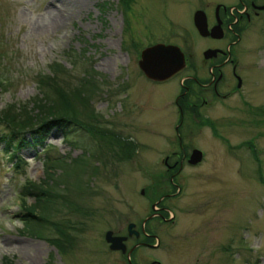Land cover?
I'll use <instances>...</instances> for the list:
<instances>
[{
  "label": "rangeland",
  "instance_id": "374dc122",
  "mask_svg": "<svg viewBox=\"0 0 264 264\" xmlns=\"http://www.w3.org/2000/svg\"><path fill=\"white\" fill-rule=\"evenodd\" d=\"M216 1L234 0H0V114L12 105L24 116L19 109L41 97L38 79L80 89L86 70L93 86L86 102L74 99L77 118L117 135L51 125L43 145L23 144L18 167L0 146V264H127L104 231L126 235L129 222L139 229L152 203L171 221L144 224L159 243L134 251L135 264H264V15L236 45L243 82L233 94L183 81L189 91L177 99V133L186 154L197 148L202 157L183 163L175 185L163 172V156L180 150L181 76L209 77L200 63L211 42L195 32L192 13L201 7L211 17ZM155 42L178 45L186 59L161 82L137 66L139 50ZM234 83L226 74L216 92ZM27 183L59 194L50 227H28L42 237L23 230V202H33ZM164 193L173 194L160 199Z\"/></svg>",
  "mask_w": 264,
  "mask_h": 264
},
{
  "label": "trees",
  "instance_id": "16d2710c",
  "mask_svg": "<svg viewBox=\"0 0 264 264\" xmlns=\"http://www.w3.org/2000/svg\"><path fill=\"white\" fill-rule=\"evenodd\" d=\"M132 47L135 46L132 45ZM57 67L59 68V65H57ZM84 72L86 77L89 76L90 78V74H88L86 70ZM49 77L38 79L43 86V88L40 89L41 97L35 102H32V106L29 110L24 107L19 109L23 110V113H25L24 116L21 112H15L12 109V105L5 107L6 110L5 108L1 110V112L4 113L0 114V123L2 124L0 128V146L3 148L4 153L7 154V157L11 160V164L14 167H18V163L22 160L18 156V151L23 147V144L31 143L34 146L43 145L47 130L51 125H63L65 131L68 130V125H72L71 127L75 125L83 127L86 132L92 135L97 134L102 136L103 134H107L110 138L117 136L109 130L95 126L92 122L86 123L77 118L74 99L82 103L87 101L86 87L87 85L93 86L89 78L84 79V82L87 84L83 87L78 84L80 89L77 87H73V89L70 86H67L66 89L61 85H57L54 76ZM32 110H34V113H31ZM36 113L39 114L37 117L34 116ZM89 117L93 119H91L92 121L95 120L92 112ZM26 135L28 136V140ZM127 141L130 140L127 139ZM131 148L132 147H128V149ZM50 188H52L50 185L43 188L40 184L27 183L26 191L32 195L33 198V202L28 204L23 202L22 205L21 220L24 222L23 230L27 234L42 237L40 232L35 234L31 228H28L30 224L33 221H37L36 223L39 222L42 225L49 226V223L54 221L52 219V210L55 209V205L50 204V202L51 199L58 198L59 194L53 191L51 192ZM58 223L62 224V222L55 221V225H58ZM44 227L45 226H41L37 228V230L43 231L45 230ZM45 237L49 242L55 240L58 245H61L60 239L49 238L50 236ZM1 264H11V261L4 258Z\"/></svg>",
  "mask_w": 264,
  "mask_h": 264
},
{
  "label": "flooded vegetation",
  "instance_id": "af4514ba",
  "mask_svg": "<svg viewBox=\"0 0 264 264\" xmlns=\"http://www.w3.org/2000/svg\"><path fill=\"white\" fill-rule=\"evenodd\" d=\"M201 8V7H199ZM203 9V8H201ZM204 11V10H203ZM205 13V12H204ZM210 15L208 16L205 13L206 17V25L207 28L210 29L213 26L214 32L213 34L217 35L220 34L219 37H212L211 35L203 36L201 38L206 39L207 41L211 42L209 46H207L205 49H210L214 51L209 52L208 58H203L201 61V65H206L209 77L206 79H200L197 75L195 76L193 73L190 74H183L182 77V84L179 88L180 90L177 92L175 96L174 102L177 106V112H178V122L175 123L174 129L177 133V125L181 122V114H182V107L180 104H177V99H182L186 95V93L189 91V87L187 84H184L183 81L190 80L193 83L195 82L199 89L202 90H212L213 93H215L218 96L226 97L233 94L236 89H238L242 82V76H240L238 67V56L236 51V45L240 42L241 36L244 33V30L250 25L251 21L256 18L260 17L262 18L264 15V0H234L231 3L224 2V1H216L213 4V10ZM264 21V20H263ZM225 41L223 45L214 44L216 41ZM184 55V53H183ZM185 59V56H184ZM186 63V59H185ZM230 66V71L225 73L222 70L226 66ZM233 80H235V85L231 88H228V85H226V91L225 93L219 95L218 91L216 92L217 87L221 86L222 83L225 81V75ZM230 74V75H229ZM153 82H160V81H153ZM239 83V85H238ZM238 85V86H237ZM205 100H201L203 103ZM186 105V104H185ZM191 106L195 107V103L191 102L189 103V107ZM177 142L179 144V152L176 153L175 151L171 152L170 154H165L162 158V164L164 167V174L167 177V180L172 185H175V180L178 177L182 167L183 163H187V158L189 154H186L185 151L182 149V145H180V135L178 133L176 134ZM192 150V149H191ZM171 155V156H170ZM172 156H174L173 160H171ZM173 193H164L161 195L160 199L170 196ZM160 207H155L154 209L151 208V213L144 217L143 224L139 229L134 228V224L132 223V227L130 228V233L128 234V230L126 228V235L122 234H115V235H121L126 236V238L123 240V243L125 245V241L128 238H134L135 240L132 241L130 246L127 248L125 245V251L120 252L121 254L126 255V251L130 248L131 251L129 253L130 262L127 264H135L134 261L131 259V255L134 251H136L140 247H156L159 243L157 237L151 232L149 228H145L144 224L149 222L153 217H157L158 222H162L165 220H169L167 222H170V218H166L163 213L156 212V209H159ZM165 209V208H164ZM168 210V209H165ZM153 239H155V244L152 243ZM126 257V256H125ZM148 264H158L156 260L154 259H148Z\"/></svg>",
  "mask_w": 264,
  "mask_h": 264
},
{
  "label": "water",
  "instance_id": "95a60500",
  "mask_svg": "<svg viewBox=\"0 0 264 264\" xmlns=\"http://www.w3.org/2000/svg\"><path fill=\"white\" fill-rule=\"evenodd\" d=\"M192 21L199 35L207 36L212 34V37L220 36V34L215 35L212 33L215 26L207 29L205 14L202 10L197 9L193 12ZM210 51L214 50L206 49L203 51V57L207 58ZM137 66L146 78L162 81L184 68L185 62L183 53L177 45L154 43L140 50ZM200 157V151L193 149L189 155L188 162L194 164L199 161ZM131 227L132 223L127 224L128 234ZM103 237L108 243V249L119 250L120 252L125 251L123 240L126 236L114 235L111 230H106ZM131 249L126 251L127 259Z\"/></svg>",
  "mask_w": 264,
  "mask_h": 264
}]
</instances>
